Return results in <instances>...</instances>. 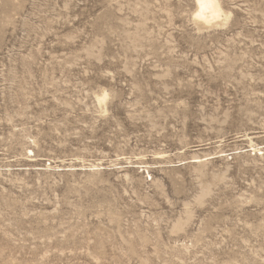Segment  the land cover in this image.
I'll return each mask as SVG.
<instances>
[{
    "label": "rangeland",
    "instance_id": "rangeland-1",
    "mask_svg": "<svg viewBox=\"0 0 264 264\" xmlns=\"http://www.w3.org/2000/svg\"><path fill=\"white\" fill-rule=\"evenodd\" d=\"M221 5L0 0V264H264V0Z\"/></svg>",
    "mask_w": 264,
    "mask_h": 264
},
{
    "label": "clouds",
    "instance_id": "clouds-1",
    "mask_svg": "<svg viewBox=\"0 0 264 264\" xmlns=\"http://www.w3.org/2000/svg\"><path fill=\"white\" fill-rule=\"evenodd\" d=\"M198 10L191 18V23L197 30L226 27L230 19V14H226L222 8L221 0H197ZM109 99L105 92L100 103L103 104Z\"/></svg>",
    "mask_w": 264,
    "mask_h": 264
},
{
    "label": "bare ground",
    "instance_id": "bare-ground-1",
    "mask_svg": "<svg viewBox=\"0 0 264 264\" xmlns=\"http://www.w3.org/2000/svg\"><path fill=\"white\" fill-rule=\"evenodd\" d=\"M195 2H196V4H197V0H195ZM196 10H198V4H197V9H196ZM103 95H104V94H103ZM103 95H102V96L100 95V97H98V101H99V103H100V100L103 98ZM251 141H252V140H251ZM256 149L258 150V148H256ZM253 150H255V149H253ZM259 150H260V149H259ZM251 151H252V150H251ZM255 152H256V151H255ZM258 153H260V152L258 151ZM259 155H260V154H259ZM194 160H195V159H194ZM194 160H193L194 163H199V162H200L199 160H195V161H194ZM201 162H202V161H201ZM201 162H200V163H201Z\"/></svg>",
    "mask_w": 264,
    "mask_h": 264
}]
</instances>
